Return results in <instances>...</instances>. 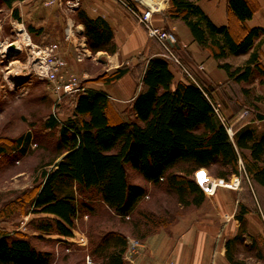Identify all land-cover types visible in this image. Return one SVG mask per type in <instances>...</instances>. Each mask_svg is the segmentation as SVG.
Wrapping results in <instances>:
<instances>
[{
	"label": "trees",
	"instance_id": "obj_1",
	"mask_svg": "<svg viewBox=\"0 0 264 264\" xmlns=\"http://www.w3.org/2000/svg\"><path fill=\"white\" fill-rule=\"evenodd\" d=\"M24 1L0 0V3L12 9L14 18L20 20V11L14 7ZM170 2V17L184 24L194 42L218 62V67L227 74L234 96L236 92L232 88L238 87L242 92L241 102L231 101L233 106L237 105L233 115L238 116L243 105L248 103L251 108L244 107V110L249 114L254 111L258 114L257 119H264V111L257 105L259 96L251 95L252 89L246 87L255 83L258 76L259 84L264 85V69L256 60L257 55L252 54L241 67L225 62L229 55L247 54L263 30L247 29L237 36L238 33L233 34L231 24L216 26L196 2ZM229 8L237 22L243 25L253 15L248 0H229ZM79 15L91 52L115 54L114 32L108 22L102 18H89L83 13ZM27 30L32 38L36 30L32 26H28ZM45 45L48 44L40 46ZM171 67V61L163 51L148 60L141 79L142 87L131 102L134 118L116 116L109 94L99 88L87 87L76 100L72 118L62 122L50 116L45 120L47 130L57 131L55 149L61 159L50 170L41 173L42 182L37 193L30 198L34 212L29 214H49L53 217L32 219L28 223L30 228L71 237L77 217L84 211L89 212L85 208L88 202H78L73 190L93 193L117 217L132 219L147 190L130 182L129 170L147 183L165 186V194L168 191L175 193L183 207L198 208L206 200L202 189L190 177L193 171L200 168L207 169L213 176L210 170L214 166H224L230 168L232 174L240 175L241 164L249 183L264 191V135L258 134L256 126L248 125L237 130L231 139L212 106L214 89L203 86L199 81L200 87L197 86L187 75L185 80L174 86ZM113 71L111 76L110 72L105 73L102 76L104 80L99 79L95 83H114L128 69L124 66ZM244 120L246 118L240 122ZM32 141L28 134L11 142V146L26 151ZM6 150V146H0V153ZM180 165H188L189 168L172 172ZM224 177L226 175L218 174L215 178ZM88 206L90 210L94 209L91 204ZM250 210L256 211L246 204L240 205L236 216L241 223L240 234L236 238L238 241L244 239L245 216ZM140 215L143 221L139 222V226L144 222L152 224L157 230L164 227L158 223L160 219L152 222L147 214ZM129 236L124 230L111 229L95 241L89 238L88 246L94 264H125L123 256ZM52 261V254L39 250L28 235L19 231L9 234L0 228V264H52Z\"/></svg>",
	"mask_w": 264,
	"mask_h": 264
},
{
	"label": "rangeland",
	"instance_id": "obj_2",
	"mask_svg": "<svg viewBox=\"0 0 264 264\" xmlns=\"http://www.w3.org/2000/svg\"><path fill=\"white\" fill-rule=\"evenodd\" d=\"M165 1L156 0L160 4L162 11L155 14L152 21L154 24H161L160 22L162 21L171 22L168 25L169 27H167L172 28L177 36L178 29L173 28L177 20L171 18L169 13L171 2L168 0V5H165ZM82 3H85V0H81L80 6H82ZM16 7L20 11V20L14 18L12 9L10 10L0 3V43L16 42L19 39L16 36L14 23H22L27 32L28 26H32L36 30L35 35H32L31 38L34 43L38 45L58 43L60 45L62 59L66 61L68 68L69 65L72 66L71 72L80 79L78 81L83 88L87 87L89 82H92L89 83L92 85L97 80L102 79V70L108 64L106 58L94 54L90 50L89 57L84 62L79 63L75 59V51L72 44L66 41L68 21L72 20L74 24L80 21L75 19L76 16L74 14H69L61 6L49 8L45 5V0H25L22 3H18L14 8ZM129 14L138 24L135 17L130 12ZM77 28V31H81L79 26ZM40 30L41 33L38 34ZM83 38L86 40L84 36ZM152 45L157 50L159 46L162 52V48L156 40H152ZM23 60H25V54L23 53L10 55L5 59L1 58L0 53V146H6L8 149L5 153H0V223H5L0 224V228L5 229L9 234L19 231L28 235L33 245L39 250L52 254V264H94L88 243L85 247H80L70 244L68 241H62L63 239H57L55 236L41 238V236L36 235L38 231H34L28 226L29 221L32 219L47 217L40 214H29L34 212L31 210L30 198L37 193L38 187L42 182L41 173L45 170H50L54 163L61 159L55 149L57 131L47 130L44 122L50 116H55L62 122L72 118L76 100L83 91L77 95L67 96L62 100H58L48 83L31 74L27 75L22 72L23 75H21L19 73ZM6 66L20 74L12 77L16 80H6L4 78ZM171 66H173V69L178 67L173 61H171ZM113 72V70L110 72V76ZM83 74L88 76L85 77ZM198 81L203 84L201 80ZM232 90L240 93L238 87H234ZM219 93L224 100V104L221 106V113L227 120L228 125L232 127L234 133L248 121L258 120L257 113L253 111L249 114V112L246 113L247 110H244V107L251 108V104L248 103H245V106L243 105L242 110L239 111L241 113L237 117L226 115L223 107L225 110L230 108L236 110L237 105L233 106L231 101H228L223 96V93ZM212 101H215V98ZM242 118H246V120L240 122ZM28 134H30L33 141L26 151H19L14 146H11V142L20 137H27ZM187 168H189L188 165H180L172 172L185 171ZM210 173L215 177L218 174H224L226 175L224 177L226 181L231 180L234 175L230 168L224 166H214ZM129 177L130 182L142 185L147 190L146 197L135 210L132 219H120L109 211L99 197L93 193L85 194L73 190L78 202H88L85 208L89 211H84L77 217L74 222L75 230L84 233L91 241H95L103 233L111 229L124 230L126 234L130 235L129 237L137 238L143 244L141 256L146 250L148 237L153 236L160 229L157 230L152 224L148 225V223L144 222L139 226V222L143 221L140 214H147L151 217L152 222L160 219L158 223L168 229V225L178 217L187 216L190 212L197 211V208L181 206L175 193L170 191H168V194L163 193L167 190L165 186L147 183L132 170H129ZM250 184L245 179L240 188V191L243 190V192L219 188L216 194L219 193V196L222 197L220 203L224 206L225 195L232 193L231 195L234 196L232 198L233 207L236 213L239 212L241 204L251 206L254 211L256 210V215L251 218V222L254 226L258 225L264 228V191L260 187ZM88 204H91L94 209L90 210ZM213 204L216 203L207 199L202 206L204 208L213 206ZM250 232L255 236L257 234L255 229ZM40 238L43 240H40ZM256 240L255 246L257 250L263 252L257 245L258 239ZM253 247V245L235 246V258L238 260L243 258L241 262L244 264H256L257 261L249 259L256 256V251ZM145 264L149 263L145 262Z\"/></svg>",
	"mask_w": 264,
	"mask_h": 264
},
{
	"label": "crops",
	"instance_id": "obj_3",
	"mask_svg": "<svg viewBox=\"0 0 264 264\" xmlns=\"http://www.w3.org/2000/svg\"><path fill=\"white\" fill-rule=\"evenodd\" d=\"M192 1L197 3L200 9L216 26H230L231 24L234 31L233 34L238 33L237 36L243 34L247 29H262L263 33H261L260 37L255 39L252 49L247 54L239 56L229 55L225 59V62L233 67H241L248 62L252 54H255L257 55L256 60L264 69V0H248L252 5L253 15L244 25L238 23L236 18L232 15V11L229 8V0ZM80 13L92 19L102 18L108 22L114 32V42L117 46L116 53L113 55L104 51L96 53L106 58L109 64H107V67L103 68L102 74L109 73L112 70L124 66L128 69V72L114 83L108 85L94 83L91 85L89 83L92 82H89L87 83V87L99 88L106 91L114 103L113 107H115L114 111L116 116H131V118H134L135 115L131 110V102L137 91H140L142 87L141 79L148 60L160 54L161 49H159L158 46L157 50L152 45V40L148 38L146 31L131 18L129 12L124 7L116 2L108 0H85V3H82L81 8L73 14L76 16L75 19L80 20L79 23L76 24H78L77 26H79L81 30L79 31V37L83 38L84 24L80 19ZM160 23L161 24L155 25L167 27L171 24V22L168 23V21H162ZM175 23V27L173 28L178 29V42L184 46V48L181 49L180 47L178 49V56L182 64L191 70L194 76L203 82L205 87L214 89L212 92L213 96L216 102L220 103L221 106L224 104V100L222 99L223 97H220L219 92L223 93V96H225L228 101L241 102V100H243L242 92H240L241 96L238 92H236V96H234L235 93L231 92V87H229L231 84L228 82L227 74L218 67V62L207 50L194 42L190 31L184 24L179 20ZM199 66L204 67L203 72L198 70ZM71 67L72 66L69 65L68 70L70 72ZM172 67L171 70L174 74L175 86L181 80H185V75L182 73L181 68L176 67L173 69ZM83 76L87 77L88 75L83 74ZM255 80V83L246 87L252 89L251 95L259 96L260 100L257 105L264 111V85L259 84V76ZM223 110L228 116H233L234 114L233 108L225 110L223 107ZM248 125L256 126L258 134L264 135V119L248 121L240 128ZM195 171H193L190 176L194 180ZM240 192H243V190ZM231 194L232 193H228L225 195V199L223 200V203L225 202L224 206L220 203L222 197L219 196V193L215 194V197L206 196V200H213L216 204L204 208L201 206L197 208V211H192L187 216L178 217L168 225V229L163 227L153 236L148 237L146 250L138 258L137 264H145V262L149 264H244L241 262L243 258H239L240 261L235 258L234 247L237 245H253L256 256L249 259L257 261L256 264H264V242H262V240H264V228L262 226L253 225L251 218L256 215V213L250 210L245 216L246 232L243 235L244 239L243 241L236 240L240 234L241 223L236 218L238 212L236 213L234 210L232 201L234 196ZM212 197L214 198L212 199ZM40 215L53 217L49 214ZM251 229H255L257 238L250 232L252 231ZM36 235L42 237L55 236L57 239H63L62 241H73L70 239L71 237L48 234L45 232H36ZM256 239H258L257 245L260 247L259 249H262L263 252L257 250L255 246Z\"/></svg>",
	"mask_w": 264,
	"mask_h": 264
},
{
	"label": "built area",
	"instance_id": "obj_4",
	"mask_svg": "<svg viewBox=\"0 0 264 264\" xmlns=\"http://www.w3.org/2000/svg\"><path fill=\"white\" fill-rule=\"evenodd\" d=\"M116 3L124 7L130 12L138 22V24L146 31L147 36L151 40H156L162 48L163 54L170 61H173L181 68L182 73L188 76L197 86L200 87L198 78H196L191 70L185 67L179 56L178 49L184 46L178 42L176 33L172 28L162 27L153 23V17L157 13H161L160 4L156 0H113ZM131 1V2H130ZM165 1V0H162ZM81 0H45V5L49 8L61 6L69 14L76 12L80 6ZM165 5H168V0L165 1ZM16 36L19 39L16 42H1L0 53L1 58H6L10 55L25 54V60H23L22 68L19 73L23 75L31 74L41 81H44L51 86L50 88L57 96L58 100H62L67 96L77 95L85 90L81 83L78 81V77L68 70V64L61 57V48L58 43H51L45 46H40L34 43L31 36L26 31L22 23H14ZM72 20L68 21L66 29V41L70 42L75 51V59L77 62L82 63L88 57L90 49L87 46V41L84 38H80V32ZM24 33L29 35V38L24 37ZM16 44L21 46L19 51H16ZM6 48L10 50L6 51ZM6 66L4 72V78L6 80H16L12 78L19 76L18 72H14ZM200 72L204 71L203 66H199ZM208 97V94L205 93ZM212 106L220 118L222 124L225 126L227 133L231 139L234 138V131L227 120L221 113V104L213 101ZM248 113V112H246ZM240 175H233L231 180L226 181L224 178H215L209 174L204 168H200L195 171V180L198 186L202 189L205 196H214L219 188H227L234 191H240L242 182L246 179L250 181L243 165L240 164ZM73 243L80 247H85L88 243V238L84 233H78L73 239ZM143 244L134 237L128 238V244L124 253L123 259L125 264H137L138 258L141 253Z\"/></svg>",
	"mask_w": 264,
	"mask_h": 264
},
{
	"label": "bare ground",
	"instance_id": "obj_5",
	"mask_svg": "<svg viewBox=\"0 0 264 264\" xmlns=\"http://www.w3.org/2000/svg\"><path fill=\"white\" fill-rule=\"evenodd\" d=\"M24 37L26 39H28L29 38V35L27 33H24ZM20 48H21V46L19 44H16V49H17L16 51H19ZM8 50H10V49L9 48H6V51H8Z\"/></svg>",
	"mask_w": 264,
	"mask_h": 264
},
{
	"label": "water",
	"instance_id": "obj_6",
	"mask_svg": "<svg viewBox=\"0 0 264 264\" xmlns=\"http://www.w3.org/2000/svg\"><path fill=\"white\" fill-rule=\"evenodd\" d=\"M27 75H29V74H27Z\"/></svg>",
	"mask_w": 264,
	"mask_h": 264
}]
</instances>
